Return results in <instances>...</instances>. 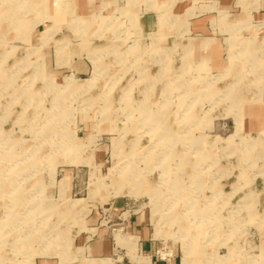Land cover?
I'll use <instances>...</instances> for the list:
<instances>
[{"label": "rangeland", "instance_id": "rangeland-1", "mask_svg": "<svg viewBox=\"0 0 264 264\" xmlns=\"http://www.w3.org/2000/svg\"><path fill=\"white\" fill-rule=\"evenodd\" d=\"M187 246L264 264V0H0V264Z\"/></svg>", "mask_w": 264, "mask_h": 264}, {"label": "crops", "instance_id": "crops-1", "mask_svg": "<svg viewBox=\"0 0 264 264\" xmlns=\"http://www.w3.org/2000/svg\"><path fill=\"white\" fill-rule=\"evenodd\" d=\"M93 1V0H92ZM95 1V0H94ZM214 1H217V2H220V3H224V1L225 0H214ZM236 20V19H235ZM204 20H202L201 22H203ZM200 22V23H201ZM144 26H145V28H150L148 25H146L145 23H144ZM217 49H215L214 47L213 48H211V51H210V53H211V58H212V60H213V62L215 61V60H219L220 59V53H219V51H217V53L215 54V51H216ZM143 250L144 251H148V252H153V246L151 245V244H149V243H147L146 241L143 243ZM146 259V258H145ZM146 262L149 264V261L148 260H146Z\"/></svg>", "mask_w": 264, "mask_h": 264}, {"label": "bare ground", "instance_id": "bare-ground-1", "mask_svg": "<svg viewBox=\"0 0 264 264\" xmlns=\"http://www.w3.org/2000/svg\"><path fill=\"white\" fill-rule=\"evenodd\" d=\"M200 252H202V251H200ZM209 259L210 258H207L206 260H204L205 261L204 264H208V260ZM194 263H195V259H194L193 252L191 251V249L188 246L187 247H184V252H183V257H182L181 264H194Z\"/></svg>", "mask_w": 264, "mask_h": 264}]
</instances>
